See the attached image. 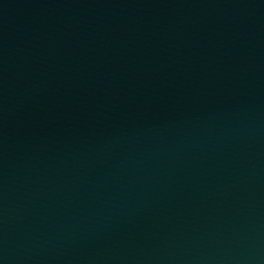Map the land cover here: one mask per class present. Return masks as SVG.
I'll return each mask as SVG.
<instances>
[{
    "label": "water",
    "instance_id": "obj_1",
    "mask_svg": "<svg viewBox=\"0 0 264 264\" xmlns=\"http://www.w3.org/2000/svg\"><path fill=\"white\" fill-rule=\"evenodd\" d=\"M0 264H264V0H0Z\"/></svg>",
    "mask_w": 264,
    "mask_h": 264
}]
</instances>
